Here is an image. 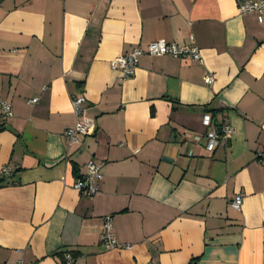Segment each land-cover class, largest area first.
<instances>
[{
  "label": "crops",
  "instance_id": "1",
  "mask_svg": "<svg viewBox=\"0 0 264 264\" xmlns=\"http://www.w3.org/2000/svg\"><path fill=\"white\" fill-rule=\"evenodd\" d=\"M238 1L0 0V264H264V21ZM157 40L202 62L110 68ZM72 96L95 132L70 147ZM206 114L232 130L213 151ZM88 161L103 164L93 196L73 188Z\"/></svg>",
  "mask_w": 264,
  "mask_h": 264
},
{
  "label": "built area",
  "instance_id": "2",
  "mask_svg": "<svg viewBox=\"0 0 264 264\" xmlns=\"http://www.w3.org/2000/svg\"><path fill=\"white\" fill-rule=\"evenodd\" d=\"M237 10L240 15L254 14L257 21L262 23L264 21V0H239ZM141 55L149 56H169L172 58L190 57L194 61L201 63V57L198 49L195 46H180L175 43H167L163 40H157L147 43L144 47L137 46L132 48L127 54L113 59L110 63L112 70L120 72L122 80L131 78L134 75V70L137 67L138 58ZM213 82V76L206 74L204 83L210 85ZM33 100L32 102H34ZM85 99L83 96H72L71 106L75 115V122L72 127L67 128L64 132V138L67 140L70 147L77 146L80 143V138L90 137L95 132V125L92 119L88 118L84 108ZM12 116L11 107L8 103L0 101V118L6 120ZM202 124L206 128V132L202 139L207 151H213L221 143H224L231 135L232 130L229 126L223 125L216 128L209 115H204ZM258 162L264 166V155L258 156ZM102 163H95L88 161L84 166V172L75 180L73 188L80 194L86 196H93L98 192V184L102 180L101 168ZM10 173L8 167L0 170V176ZM242 205V197L236 195L230 202V206L235 211H240ZM100 242L107 249H114L120 247L118 244L112 226L111 217L107 216L102 219ZM129 248L128 246H121ZM17 264H20L19 262ZM59 264H73V258L69 253L62 256Z\"/></svg>",
  "mask_w": 264,
  "mask_h": 264
},
{
  "label": "trees",
  "instance_id": "3",
  "mask_svg": "<svg viewBox=\"0 0 264 264\" xmlns=\"http://www.w3.org/2000/svg\"><path fill=\"white\" fill-rule=\"evenodd\" d=\"M0 131H2V126L0 125Z\"/></svg>",
  "mask_w": 264,
  "mask_h": 264
}]
</instances>
